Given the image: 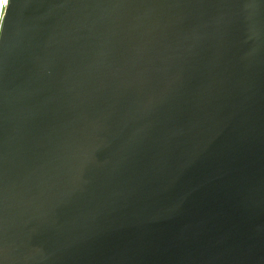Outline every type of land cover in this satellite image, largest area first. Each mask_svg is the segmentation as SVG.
<instances>
[{
	"label": "water",
	"instance_id": "obj_1",
	"mask_svg": "<svg viewBox=\"0 0 264 264\" xmlns=\"http://www.w3.org/2000/svg\"><path fill=\"white\" fill-rule=\"evenodd\" d=\"M0 264H264V0H11Z\"/></svg>",
	"mask_w": 264,
	"mask_h": 264
},
{
	"label": "built area",
	"instance_id": "obj_2",
	"mask_svg": "<svg viewBox=\"0 0 264 264\" xmlns=\"http://www.w3.org/2000/svg\"><path fill=\"white\" fill-rule=\"evenodd\" d=\"M11 3V0H0V36L3 30V23L7 13V9Z\"/></svg>",
	"mask_w": 264,
	"mask_h": 264
}]
</instances>
